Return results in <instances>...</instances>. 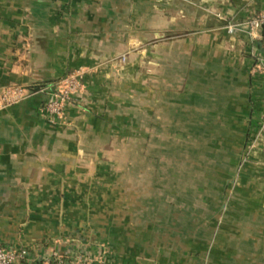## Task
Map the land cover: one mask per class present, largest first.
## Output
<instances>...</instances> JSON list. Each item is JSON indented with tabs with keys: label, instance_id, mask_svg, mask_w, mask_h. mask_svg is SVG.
Segmentation results:
<instances>
[{
	"label": "crops",
	"instance_id": "obj_1",
	"mask_svg": "<svg viewBox=\"0 0 264 264\" xmlns=\"http://www.w3.org/2000/svg\"><path fill=\"white\" fill-rule=\"evenodd\" d=\"M260 12L264 0H0V248L28 250L24 264H47L55 252L171 264L164 242L152 252L149 233L135 236L110 204L112 173L103 184L118 159L102 152L136 132L133 106L146 135L164 134L159 148L206 138L239 150L240 178L253 165L264 181V80L251 74L264 32L252 40L224 29ZM78 69L83 93L49 120L40 90ZM18 86L25 98L3 106L2 92Z\"/></svg>",
	"mask_w": 264,
	"mask_h": 264
},
{
	"label": "rangeland",
	"instance_id": "obj_2",
	"mask_svg": "<svg viewBox=\"0 0 264 264\" xmlns=\"http://www.w3.org/2000/svg\"><path fill=\"white\" fill-rule=\"evenodd\" d=\"M131 109L139 115L136 132H120L119 148L102 152L118 159L102 173L103 184L112 173L115 181L106 184L117 196L110 204L124 212L123 220L129 216L125 222L135 236L149 233L152 252L153 243L164 242L162 256H171V264H264V181L256 180L254 166H246L248 174L244 167L247 177L240 178L239 150L212 148L206 138L185 141L182 135L159 148L164 134L152 129L146 135L141 109ZM125 123L119 117V125ZM223 135L215 132L213 145L222 146ZM185 250L188 256L181 255Z\"/></svg>",
	"mask_w": 264,
	"mask_h": 264
},
{
	"label": "built area",
	"instance_id": "obj_3",
	"mask_svg": "<svg viewBox=\"0 0 264 264\" xmlns=\"http://www.w3.org/2000/svg\"><path fill=\"white\" fill-rule=\"evenodd\" d=\"M229 35L245 33L252 40L260 38V30L264 32V12L256 13L243 21H228L224 26ZM251 74L260 76L264 80V52L255 56ZM85 71L78 69L70 72L57 84L43 87L40 92L48 95V99L43 105L45 116L53 120H62L66 110L75 100H79L84 90L83 78ZM22 87L7 88L2 92L1 102L3 106H11L20 102L26 96ZM261 128L264 129V111L261 115ZM28 258V250H11L0 248V264H23ZM91 258L76 256L67 260L59 253L52 255V260L47 264H93Z\"/></svg>",
	"mask_w": 264,
	"mask_h": 264
},
{
	"label": "trees",
	"instance_id": "obj_4",
	"mask_svg": "<svg viewBox=\"0 0 264 264\" xmlns=\"http://www.w3.org/2000/svg\"><path fill=\"white\" fill-rule=\"evenodd\" d=\"M43 87H46V86H43ZM42 87V88H43ZM46 102V101H45ZM45 102H44V104H45ZM251 135H252V133H251ZM251 135L250 134H248V139H249V137L251 138ZM25 262H23V264H24Z\"/></svg>",
	"mask_w": 264,
	"mask_h": 264
}]
</instances>
